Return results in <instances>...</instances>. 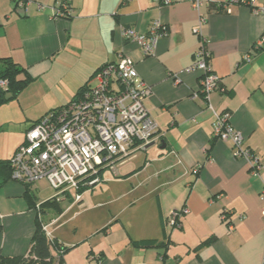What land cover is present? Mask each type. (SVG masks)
<instances>
[{
    "label": "crops",
    "instance_id": "0c3cea01",
    "mask_svg": "<svg viewBox=\"0 0 264 264\" xmlns=\"http://www.w3.org/2000/svg\"><path fill=\"white\" fill-rule=\"evenodd\" d=\"M254 4L262 13L237 2L227 12L213 6L201 10L220 90L190 99L198 76L186 69L199 38L192 32L198 14L188 0H70L69 17L55 16L54 0H29L24 8H16L15 0H0V57L25 70L19 78L24 73L30 78L16 99L0 104V160L12 157L42 115L68 103L87 81L93 84L95 71L116 61L120 51L150 86L143 102L162 134L159 143L121 165L113 182L122 191L118 197L145 202L143 212L132 224L119 221L121 229L103 228L102 222L79 238L68 239L58 225L50 229L68 247L60 264H264V43L255 46L264 38V0ZM155 20L167 34L157 40L152 55L143 56L123 38L122 29L148 34ZM222 111L231 113L243 146L259 157V175L234 157L230 141L213 136V112ZM25 190L13 179L0 185V251L6 256L25 255L34 232L35 210ZM62 203L50 228L63 217ZM182 206L189 212L178 228H171L166 219ZM224 210L233 224L230 232L221 218ZM144 239L164 245L133 244Z\"/></svg>",
    "mask_w": 264,
    "mask_h": 264
},
{
    "label": "built area",
    "instance_id": "2783aa9c",
    "mask_svg": "<svg viewBox=\"0 0 264 264\" xmlns=\"http://www.w3.org/2000/svg\"><path fill=\"white\" fill-rule=\"evenodd\" d=\"M188 2L198 14L192 32L199 38L193 62L186 69L198 76V88L191 93L190 99L199 94L206 98L211 92L220 90V79L210 63L207 39L202 32L206 16L201 10L213 6V10L227 12L234 2L249 6L254 13H262L263 9L256 7L254 0ZM27 4L29 0L16 3L17 8H24ZM53 10L57 17H69V0H54ZM166 34V26L158 20L152 22L148 34H141L132 27L122 29L123 38L134 42L143 56L152 55L157 40ZM262 43L264 38L255 46ZM245 59L249 60L248 55ZM93 80V84L88 83L65 106L44 114L26 130L24 143L11 158V179L21 183L44 179L59 200L73 196L77 201L81 196L78 192L80 186L99 184L103 171L123 165L148 146L161 141L162 134L143 102L151 93L150 86L139 76L130 57L120 51L117 60L98 69ZM5 86L6 81L0 80V89ZM213 117V136L223 142L230 141L234 157L245 160L252 175H259L260 159L243 146L244 137L232 126L231 113L213 112ZM197 171V167L193 168V173ZM188 212L186 206L172 210L166 224L178 228L180 217ZM226 214L225 210L222 211L221 218L230 232L233 224L227 221ZM262 216L264 220V211ZM55 220L50 219L43 225L49 237L50 226Z\"/></svg>",
    "mask_w": 264,
    "mask_h": 264
},
{
    "label": "trees",
    "instance_id": "16d2710c",
    "mask_svg": "<svg viewBox=\"0 0 264 264\" xmlns=\"http://www.w3.org/2000/svg\"><path fill=\"white\" fill-rule=\"evenodd\" d=\"M17 1L18 0H15L16 8H17L16 5ZM69 4H70V0H69ZM215 11L219 12V10H215ZM107 63L102 64L98 69H100L102 66H104ZM97 70L95 71V73L97 72ZM24 71L25 70L21 68V66L15 63L13 60H11L9 57H0V80L6 81L5 88L0 89V104L16 99L19 93L28 84L30 78L27 73H24V76L22 78H19V75ZM95 73L92 75V77L95 75ZM88 83L89 81H87L83 86H81L77 90L76 94L72 97V99ZM66 104L55 107L47 111L46 113L52 110L59 109L65 106ZM11 158L7 160H0V185H2L8 179H11V172H12ZM23 184L25 185V189H26L25 197L29 203V207L35 210L34 232L30 240L28 251L25 255L6 256L3 255L0 251V264H60L62 262L64 253L68 250V247L63 245L55 237L47 236L46 232L43 229V225L49 221L47 219H54L55 216H58L62 213L60 200H58V198L53 195L52 197L44 201H37L31 189L32 183H23ZM93 186L95 185L80 186L78 192L81 194L84 190H87ZM64 198L71 199L72 201L74 200L73 196H66ZM80 198L77 201H79ZM49 213L51 215H49ZM206 243L207 242L205 241L202 244L205 245ZM133 244L143 248L161 247L164 245L161 242L154 239H144V240L134 241Z\"/></svg>",
    "mask_w": 264,
    "mask_h": 264
},
{
    "label": "rangeland",
    "instance_id": "374dc122",
    "mask_svg": "<svg viewBox=\"0 0 264 264\" xmlns=\"http://www.w3.org/2000/svg\"><path fill=\"white\" fill-rule=\"evenodd\" d=\"M120 167L118 166L113 170L107 169L102 172L100 183L81 193V203L74 200L72 203H69V199L63 198V217L58 218L56 225L50 228L51 231H55V227L58 225L60 226L59 229L61 232L68 239H73L75 237L79 238L88 231L96 228V226H99L97 224H102V222L103 228H110L114 225V229H121L119 221L128 220L132 224L131 220L140 215L147 204L145 202L132 204L135 198L132 195L118 197L122 191L113 182L119 179V177H116V174H119ZM33 184L39 190L38 198L40 201L49 199L54 195V191L50 188L46 180L39 179ZM101 189L103 190L101 191ZM89 221L90 223H88ZM129 228L132 230L131 226Z\"/></svg>",
    "mask_w": 264,
    "mask_h": 264
},
{
    "label": "water",
    "instance_id": "95a60500",
    "mask_svg": "<svg viewBox=\"0 0 264 264\" xmlns=\"http://www.w3.org/2000/svg\"><path fill=\"white\" fill-rule=\"evenodd\" d=\"M163 147V146H162Z\"/></svg>",
    "mask_w": 264,
    "mask_h": 264
}]
</instances>
